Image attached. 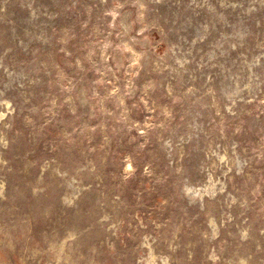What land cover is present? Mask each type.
Listing matches in <instances>:
<instances>
[{"label": "rangeland", "instance_id": "1", "mask_svg": "<svg viewBox=\"0 0 264 264\" xmlns=\"http://www.w3.org/2000/svg\"><path fill=\"white\" fill-rule=\"evenodd\" d=\"M0 264H264V0H0Z\"/></svg>", "mask_w": 264, "mask_h": 264}, {"label": "bare ground", "instance_id": "2", "mask_svg": "<svg viewBox=\"0 0 264 264\" xmlns=\"http://www.w3.org/2000/svg\"><path fill=\"white\" fill-rule=\"evenodd\" d=\"M196 190V189H195Z\"/></svg>", "mask_w": 264, "mask_h": 264}]
</instances>
